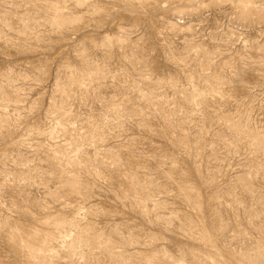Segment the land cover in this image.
<instances>
[{
	"label": "rangeland",
	"instance_id": "rangeland-1",
	"mask_svg": "<svg viewBox=\"0 0 264 264\" xmlns=\"http://www.w3.org/2000/svg\"><path fill=\"white\" fill-rule=\"evenodd\" d=\"M0 264H264V0H0Z\"/></svg>",
	"mask_w": 264,
	"mask_h": 264
}]
</instances>
